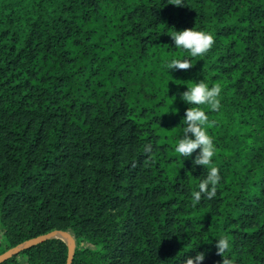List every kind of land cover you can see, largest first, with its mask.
<instances>
[{"label": "trees", "instance_id": "1", "mask_svg": "<svg viewBox=\"0 0 264 264\" xmlns=\"http://www.w3.org/2000/svg\"><path fill=\"white\" fill-rule=\"evenodd\" d=\"M173 4L0 0L2 253L68 230L71 264H180L196 251L222 264L223 234L232 264H264V0ZM194 26L215 35L198 58L170 37ZM174 58L193 67L168 74ZM194 79L222 86L221 108L202 107L223 179L199 203L206 170L174 152L179 93ZM18 256L66 264L67 248L50 240Z\"/></svg>", "mask_w": 264, "mask_h": 264}, {"label": "clouds", "instance_id": "2", "mask_svg": "<svg viewBox=\"0 0 264 264\" xmlns=\"http://www.w3.org/2000/svg\"><path fill=\"white\" fill-rule=\"evenodd\" d=\"M173 5L183 7L182 0H174ZM173 29L170 34L172 48L180 49L188 56L202 57L214 46L215 35L212 31L195 26L179 31ZM192 67L191 60L174 58L166 62L165 71L169 74L170 71L188 70ZM221 92L220 83H212L210 86L204 79H194L182 93H179V99L188 107L181 123L177 126L180 134L175 141L174 152L184 160L192 158L195 153L192 159L193 169L200 166L206 170V174L199 179L196 189L191 191L194 203H199L202 197L208 200L215 198L223 179L220 168L214 164L217 145L215 137L209 131L215 121L209 119V115L202 107L207 106L212 111H218L221 108ZM172 112L175 113L176 110L173 109ZM215 248L217 254L222 257V264H232V261L224 256L231 248L228 236L222 234L216 238ZM206 255V251H196L193 256L185 255L180 264H203Z\"/></svg>", "mask_w": 264, "mask_h": 264}, {"label": "water", "instance_id": "3", "mask_svg": "<svg viewBox=\"0 0 264 264\" xmlns=\"http://www.w3.org/2000/svg\"><path fill=\"white\" fill-rule=\"evenodd\" d=\"M50 240H60L66 245L67 248L66 264H71L76 249V241L72 233L68 230L67 231L54 230L47 234L38 236L36 238L18 244L15 247L8 249L4 253L0 254V264L5 263L6 261L12 259L13 257L18 256L20 253L26 250L34 248Z\"/></svg>", "mask_w": 264, "mask_h": 264}, {"label": "rangeland", "instance_id": "4", "mask_svg": "<svg viewBox=\"0 0 264 264\" xmlns=\"http://www.w3.org/2000/svg\"><path fill=\"white\" fill-rule=\"evenodd\" d=\"M80 247L82 249L92 248L90 245L85 243V241H81ZM5 249H6V242H5V239L3 237L2 231L0 229V254L2 253L1 251L5 250ZM25 260H26L25 256H18L16 258V263L15 264H25Z\"/></svg>", "mask_w": 264, "mask_h": 264}]
</instances>
